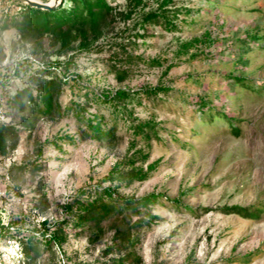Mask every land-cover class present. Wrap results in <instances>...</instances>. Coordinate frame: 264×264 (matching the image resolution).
Wrapping results in <instances>:
<instances>
[{
    "label": "rangeland",
    "instance_id": "374dc122",
    "mask_svg": "<svg viewBox=\"0 0 264 264\" xmlns=\"http://www.w3.org/2000/svg\"><path fill=\"white\" fill-rule=\"evenodd\" d=\"M110 1L118 11L127 3ZM155 7L152 0L146 10ZM170 8L181 9L179 19H186L182 11L191 8L195 20H178V30L168 31L161 24L148 30L136 27L137 18L117 19L96 45L74 54L67 74L64 66L51 63L68 55L55 54L47 38L42 47L22 41L14 28L0 35V75L6 77L0 87L5 110L0 125L15 128L0 143V192L6 193L0 206L8 202V215L16 222L8 237L18 240L8 247V264H110L118 256L104 251L111 244V220L99 233L59 221L66 217L62 205L79 189L98 184L117 161L133 153L134 148L128 152L132 141L148 153L137 166L157 164L148 179L123 185L119 193L157 191L165 196L163 204L152 208L160 219L143 229L133 246L143 257L141 264H264V0H174ZM6 11L13 15L20 7L0 0V16ZM206 31L218 40L191 50L201 54L190 59L177 53L182 42ZM255 33L252 43L243 42ZM242 45H248L247 52H240ZM155 58L163 65H151ZM169 63L174 66L165 74ZM112 65L127 72V79L119 81ZM44 67L51 69V77L66 75L59 97L64 116H40L28 103L19 110L7 102L17 90L36 87L34 78ZM228 74L239 76L240 83ZM158 85L171 88L145 92ZM118 88L135 91L134 98L104 101V95ZM195 96L210 97L213 110L201 115ZM95 115L102 116L104 128L116 127L114 139L85 136V120ZM146 121L157 130L149 140L133 129ZM5 163L8 167L2 168ZM173 199L181 205L175 206ZM233 205L262 210L257 218L225 212L224 207ZM45 219L51 225L47 239L62 226V245L45 242ZM31 236L35 241L28 244L25 238Z\"/></svg>",
    "mask_w": 264,
    "mask_h": 264
},
{
    "label": "trees",
    "instance_id": "16d2710c",
    "mask_svg": "<svg viewBox=\"0 0 264 264\" xmlns=\"http://www.w3.org/2000/svg\"><path fill=\"white\" fill-rule=\"evenodd\" d=\"M20 7V11L16 14H10L6 11L0 16V35L14 28L18 31L21 40L37 44L43 47L44 39H48L53 52L57 55H68L64 61H54L51 64L64 66L67 74L73 63L74 54L78 51L89 50L105 37L110 27L114 26L117 19L128 21L137 18L135 26H139L144 30H148L151 25L161 24L168 31H175L179 28L178 20L190 23L187 17L192 16L191 20H195V11L191 8H185L182 13L186 15V19H179L181 9H171L170 5L174 0H155L156 7L146 10L151 5L152 0H127L124 9L118 11L117 7L110 0H63L62 4L53 10H45L30 6L19 0H10ZM45 2L49 0H43ZM257 33L244 38V43L250 44L254 41ZM135 36L144 37L145 33H136ZM218 37H213L211 31H206L202 37H194L181 43V47L177 52L180 54L190 55V59H194L201 52L191 51L201 44H213ZM125 50L124 44L121 45ZM240 52H247L248 45H242ZM51 52L49 51L47 55ZM4 55L0 48V62ZM129 60L133 58L128 57ZM48 63V62H46ZM50 64V63H48ZM151 65H163L159 58L151 61ZM116 77L119 81L127 79V72L120 70L116 65H112ZM174 66L169 63L165 69V74ZM41 70L40 77L34 78V84L27 85L23 89L17 90L13 95L7 97V102L11 107L19 110H25L28 103L32 113L40 116H64L66 112L62 111L59 97L65 84L64 77H51V69L44 67ZM16 67V73H19ZM76 76H80L79 74ZM227 77L233 78L235 83H240V77L228 74ZM1 84H5L2 82ZM37 88V93L33 90ZM171 87L158 85L153 88L146 89L148 94L159 92H168ZM4 89V86L3 88ZM126 88L116 89L113 95H104V101L115 102L117 104L121 100L126 102L133 99V94ZM194 103L197 111L204 115L207 111H212V101L210 97L195 96ZM78 107L80 105L78 104ZM70 108H68V111ZM78 115L82 114L81 110ZM83 115V114H82ZM224 115V114H223ZM226 115V114H225ZM228 121L232 122V118L226 115ZM26 121V120H25ZM87 130L84 131L85 136L96 140H112L116 136V127L104 128L102 116L95 115L86 118ZM134 134L140 135L144 139L149 140L152 134L157 135L155 123L146 121L133 127ZM238 131V127H234V132ZM15 132V128L9 125H0V143L3 144L6 137ZM73 142L72 137H65ZM58 148H61L58 142H55ZM134 148L132 154H126L123 159L117 161L106 177L98 181V184L89 185L88 187L79 189L72 199L64 203L63 209L66 211V217L59 221L60 225H71L82 232L90 230L92 232H102V224L111 220V244L105 248L106 253L116 252L117 257L112 258L110 264H141L143 257L133 247L139 240V233L145 228L151 227L160 219V216L153 213V206L163 204L162 199L165 197L162 192L150 191L141 196L122 195L119 188L123 185L129 186L137 181L148 179L149 174L156 168V162L150 163L147 169L143 166H137L139 159L145 160L148 153L141 148H136V141H132L128 152ZM15 166V165H12ZM24 165L17 166L19 169ZM167 198V197H166ZM175 206L181 205L180 199L171 200ZM209 210V209H206ZM227 213H236L247 218H257L261 213V208L252 209L240 205L224 207ZM16 223L15 220H12ZM43 229L41 234L45 242L54 241L62 245L65 237L61 233L59 226L50 233L47 239V232L50 231L47 219L43 221ZM9 234V233H8ZM28 244L35 241L34 236L28 237ZM36 249V244L33 246ZM252 253L245 255V260H249Z\"/></svg>",
    "mask_w": 264,
    "mask_h": 264
},
{
    "label": "built area",
    "instance_id": "2783aa9c",
    "mask_svg": "<svg viewBox=\"0 0 264 264\" xmlns=\"http://www.w3.org/2000/svg\"><path fill=\"white\" fill-rule=\"evenodd\" d=\"M4 79H6V77H4V75H0V87H1V83L5 81ZM4 111L5 110L1 109V106H0V116L1 117H4ZM5 166L8 167V163H5L2 166V168H4ZM5 195H6L5 192L4 193L0 192V198L1 196H5ZM6 203L7 205H3L2 207L0 206V264H8L7 263L8 247L9 248L12 247L14 244H17V241H18L16 238H14V236L13 238L8 237V233H12L13 231H15L14 228L16 227V225L15 223L12 222L11 215H8V202ZM19 237H23V235L20 234Z\"/></svg>",
    "mask_w": 264,
    "mask_h": 264
},
{
    "label": "water",
    "instance_id": "95a60500",
    "mask_svg": "<svg viewBox=\"0 0 264 264\" xmlns=\"http://www.w3.org/2000/svg\"><path fill=\"white\" fill-rule=\"evenodd\" d=\"M23 3H26L30 6L45 9V10H53L60 6L63 0H50V1H43V0H19Z\"/></svg>",
    "mask_w": 264,
    "mask_h": 264
},
{
    "label": "bare ground",
    "instance_id": "6f19581e",
    "mask_svg": "<svg viewBox=\"0 0 264 264\" xmlns=\"http://www.w3.org/2000/svg\"><path fill=\"white\" fill-rule=\"evenodd\" d=\"M54 1V0H53Z\"/></svg>",
    "mask_w": 264,
    "mask_h": 264
}]
</instances>
